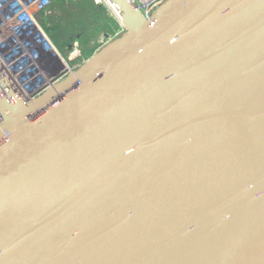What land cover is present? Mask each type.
Wrapping results in <instances>:
<instances>
[{"label": "water", "instance_id": "water-1", "mask_svg": "<svg viewBox=\"0 0 264 264\" xmlns=\"http://www.w3.org/2000/svg\"><path fill=\"white\" fill-rule=\"evenodd\" d=\"M32 100L0 69V264H264V0H165Z\"/></svg>", "mask_w": 264, "mask_h": 264}, {"label": "built area", "instance_id": "built-area-1", "mask_svg": "<svg viewBox=\"0 0 264 264\" xmlns=\"http://www.w3.org/2000/svg\"><path fill=\"white\" fill-rule=\"evenodd\" d=\"M67 1V0H63ZM120 24V18L108 0H92ZM165 0H130L145 18ZM52 0H0V69L29 101L47 87L72 73L82 61L74 48L63 58L46 30L50 26ZM123 32L120 24L113 34H99L98 46L104 45ZM0 115V123H1Z\"/></svg>", "mask_w": 264, "mask_h": 264}, {"label": "rangeland", "instance_id": "rangeland-1", "mask_svg": "<svg viewBox=\"0 0 264 264\" xmlns=\"http://www.w3.org/2000/svg\"><path fill=\"white\" fill-rule=\"evenodd\" d=\"M63 5L62 8H53L51 15L53 24L55 22L53 34L55 37L59 38V40L62 38V42L59 44L61 49L58 48V51L66 60V57L70 56V52L72 48H74L76 52H78L75 58L83 62L99 48V35L95 36L90 43L87 41L94 33V25L96 23L105 24V18L108 19L109 16H111V18L113 16L106 10L103 11L107 13L100 12V14H98L96 10L93 9L91 0H67L66 2L63 1ZM80 6H84V9H81ZM108 26V30L114 28V26ZM81 32L83 33L80 34Z\"/></svg>", "mask_w": 264, "mask_h": 264}, {"label": "crops", "instance_id": "crops-1", "mask_svg": "<svg viewBox=\"0 0 264 264\" xmlns=\"http://www.w3.org/2000/svg\"><path fill=\"white\" fill-rule=\"evenodd\" d=\"M53 1V4H52V9L53 8H62V6H64L62 3H60L59 2V0H52ZM91 4H92V7H93V9L94 10H96V12L98 13V14H100V12H104V13H107V12H105V11H103V10H105L104 8H101V7H99L100 5H97L96 6V4L95 3H93V1L91 0ZM77 7H78V4H77ZM80 8L81 9H84V6H80ZM97 14V15H98ZM107 15V14H106ZM108 16V15H107ZM51 17L52 16H50V19H51ZM112 21V23H111V21ZM51 21L53 22V18L51 19ZM105 24H101V23H96L95 25H94V27H93V34L88 38V42L90 43V41H92L93 39H94V37L95 36H97V35H99V34H101V33H104V32H108V31H112V30H114L115 28H119V22L115 19V18H111V16H109V18L107 19V18H105ZM113 24V25H112ZM108 25H110V26H114V28L113 29H107L109 26ZM54 26H55V22H54V25H53V27L51 26V28L48 30V32H49V35L50 36H52L51 37V40H52V42H53V44L55 45V47L58 49H61L60 48V45L59 44H61V42H62V38L59 40V38H57V37H55L54 36V34H53V30H54ZM96 27V28H95ZM83 29V28H82ZM83 31V30H82ZM116 31V30H115ZM83 32H85V31H83ZM83 32H81L80 34H82ZM52 38H54V39H52Z\"/></svg>", "mask_w": 264, "mask_h": 264}, {"label": "trees", "instance_id": "trees-1", "mask_svg": "<svg viewBox=\"0 0 264 264\" xmlns=\"http://www.w3.org/2000/svg\"><path fill=\"white\" fill-rule=\"evenodd\" d=\"M59 2L63 4V0H59ZM96 6H97V5H96ZM99 7H101V6H99ZM101 8H103V7H101ZM53 25H54L53 22L50 21V26H48V27L46 28L47 32H48V30L51 28V26L53 27ZM116 29H117V28H115V29L112 30V31H108V32H104V33H106V34H113V33L115 32ZM48 34H49V32H48ZM49 37H50V39H51L52 36L49 35ZM52 39H54V38H52ZM54 40H55V39H54ZM51 41H52V40H51ZM52 43H53V42H52Z\"/></svg>", "mask_w": 264, "mask_h": 264}, {"label": "bare ground", "instance_id": "bare-ground-1", "mask_svg": "<svg viewBox=\"0 0 264 264\" xmlns=\"http://www.w3.org/2000/svg\"><path fill=\"white\" fill-rule=\"evenodd\" d=\"M3 73V72H2ZM4 74V73H3ZM4 76L6 77V75L4 74ZM7 78V77H6ZM7 80H8V78H7ZM9 81V80H8ZM10 82V81H9ZM11 83V82H10ZM12 84V83H11ZM13 85V84H12ZM17 90V89H16ZM18 91V90H17ZM19 93V92H18Z\"/></svg>", "mask_w": 264, "mask_h": 264}]
</instances>
